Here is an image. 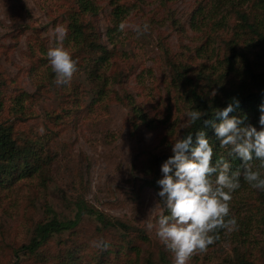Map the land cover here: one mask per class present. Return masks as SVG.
<instances>
[{"label":"rangeland","instance_id":"rangeland-1","mask_svg":"<svg viewBox=\"0 0 264 264\" xmlns=\"http://www.w3.org/2000/svg\"><path fill=\"white\" fill-rule=\"evenodd\" d=\"M91 1L98 13L81 21L112 54L108 86L90 73L99 54L72 47L66 37L63 46L77 61V72L67 86L56 85L52 69L48 72L46 53L56 45L53 30L61 24L68 34L70 17L79 10L75 0H0V120L12 127L19 143L38 151L43 167V181L0 186V264H160L161 254L172 264L171 253L147 224H154L159 213L154 208L159 198L149 184L154 157L170 152L190 110L192 87L177 80V70L188 71L187 78L218 96L239 80L235 75L226 81L212 77L208 86L205 68L234 54L230 43L246 49L250 63L259 62L264 53V43L239 26L241 13L264 20L259 8L264 0H247L243 6L238 0ZM116 5L129 12L121 21L123 31L114 30L112 45L108 33L116 26ZM144 23L149 30L138 36L134 27ZM236 68L244 69L241 60ZM129 96L144 113L143 121L134 115ZM17 103L23 106L21 113L11 109ZM242 180L229 202L237 228L221 230L219 239L205 252L194 253L188 264H234L237 256L264 264L259 191ZM80 201L130 225L134 232L129 240L141 248L139 259L125 246L118 255L106 257V248L123 245L124 232L99 230L94 218L84 216L77 233L55 236L38 257L17 262L16 251L46 220L48 206L60 219H74ZM140 232L147 242L138 237ZM98 240L111 246L96 247L93 242ZM73 251L77 259L69 256ZM96 256L106 261L99 263Z\"/></svg>","mask_w":264,"mask_h":264},{"label":"clouds","instance_id":"clouds-1","mask_svg":"<svg viewBox=\"0 0 264 264\" xmlns=\"http://www.w3.org/2000/svg\"><path fill=\"white\" fill-rule=\"evenodd\" d=\"M121 22L118 29L123 31ZM149 30L144 23L136 25L139 36ZM56 45L47 50L48 63L55 74L56 85L67 86L77 72V61L63 46L67 28H54ZM216 91L210 93L215 97ZM239 106L232 98L223 108H216L214 119H202L206 112L192 108L185 113L181 129L202 122L201 129L178 134L170 144L169 155L160 165L161 176L156 180L154 208L159 209L155 223L147 227L172 255V264H188L194 253L205 252L219 239L221 230L237 228L230 215L232 193L241 186V178L252 189L264 191V100L259 104L257 125L245 123L244 116H229ZM210 127L219 147L228 149V156L239 160L236 169L230 160L220 157L213 161V147L205 128ZM257 161L255 168L252 162ZM96 247H107L106 242H93Z\"/></svg>","mask_w":264,"mask_h":264},{"label":"trees","instance_id":"trees-1","mask_svg":"<svg viewBox=\"0 0 264 264\" xmlns=\"http://www.w3.org/2000/svg\"><path fill=\"white\" fill-rule=\"evenodd\" d=\"M75 1L79 10L76 14L70 17L66 40L68 44L76 49L86 48L90 52L99 54V56L93 61L95 66L93 70L95 72L90 70V73H92L94 79L102 82L103 85L108 86L111 84L108 73L113 67L111 62L112 54L105 45L99 42V37L94 31L88 33L89 28H87L83 21H81V18L84 15H96L98 13V7L91 0ZM246 2L247 0H238L237 5L243 6ZM261 2L263 5L259 4L258 6L261 5L259 8L262 9L261 14L264 15V1ZM128 12V8L120 5H116L113 11V20L116 26L108 33V40L112 45L116 42L114 40L115 37L113 36V32L118 28V25L121 23L123 18L128 15ZM239 17L241 20V24L239 26L242 30L246 28L252 35L258 37L261 43H264V20L261 18L256 20L255 17L250 19V16L245 13L239 14ZM230 49L234 52V54L222 59L219 63L205 68L206 72L209 73V76L206 77L208 86L211 85V81L213 80L212 77H218L221 81H226L234 75L237 77V80L239 81H236L223 94L210 97L206 91L207 86L205 87V84H201V82L195 84L193 82L194 79L186 77L185 73H188V71H184L181 74L180 69H178L177 72L179 75L177 80H185V82L189 83V86L192 87L188 98V101L190 102L189 109L196 108L205 111L206 116L202 119H214L216 108L225 107L234 97L239 101V106L234 109L233 112L229 113V116H244L246 114L247 120L245 123L257 125L259 117L258 106L262 100H264V53L260 55L259 62L250 63L248 61L249 55L246 49L241 51L240 49H237L233 43H230ZM240 60L243 62L244 69L241 72H238L236 64ZM96 69H98L99 72H97ZM50 70L51 68L48 69V72ZM127 99L134 115L143 121L145 118L144 113L130 96L127 97ZM22 107V105L17 103L14 104L11 109L13 108L15 113H21ZM3 110L4 103L0 99V117ZM202 127H204L202 122L198 120L196 123L185 127L182 134L195 132ZM205 131L210 137L209 142L213 147V161L219 159L220 157H224L225 159L230 160L232 168L236 169L239 165V160L229 157L227 148L219 147L210 127L205 128ZM37 152V150L31 147L19 143L13 135L12 127L7 125L6 122H2L0 120V186L9 188L22 180L32 182L35 179H39L43 181V167L41 166V163H39L38 157L36 156ZM169 155H171V152L164 153L161 157H154V178L149 181V184L156 191L158 190L156 180L161 176L159 166ZM257 163V161L252 162L253 168L256 167ZM258 199L263 212L261 219L264 224V191H259ZM45 215L47 216L46 220L36 225L30 242L21 246L16 251L15 257L17 262L20 258L25 256L38 257L40 250L55 236H60L67 232L71 235L77 233L84 216L94 218L100 225L99 230L113 229L115 231L122 232V234L124 232V235H121L123 245L120 249L116 250L106 248L104 250L106 257L112 253L118 255L119 252L123 251V246H125V249L133 251L136 254L137 259H139L141 255V248L134 247L129 240L131 238L130 234L134 232L130 225L121 220L108 218L105 214L89 207L82 201L77 202V212L74 219H60L55 211L49 206L46 208ZM138 237L144 242L148 241V237L144 232H140ZM110 246V243L107 244V247ZM69 256L74 259L78 258V255H76L74 251L70 253ZM95 258L99 263H104L106 261L104 256H96ZM160 260V264H170V261L165 254H161ZM234 264H252V262L247 261L241 256H237Z\"/></svg>","mask_w":264,"mask_h":264}]
</instances>
